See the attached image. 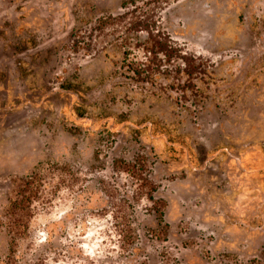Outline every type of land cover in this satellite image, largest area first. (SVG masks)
Here are the masks:
<instances>
[{
    "label": "rangeland",
    "instance_id": "1",
    "mask_svg": "<svg viewBox=\"0 0 264 264\" xmlns=\"http://www.w3.org/2000/svg\"><path fill=\"white\" fill-rule=\"evenodd\" d=\"M150 34L201 59L194 90L177 60L124 67ZM138 155L154 192L114 168ZM40 166L15 236L5 210ZM0 264H264V0H0Z\"/></svg>",
    "mask_w": 264,
    "mask_h": 264
},
{
    "label": "trees",
    "instance_id": "2",
    "mask_svg": "<svg viewBox=\"0 0 264 264\" xmlns=\"http://www.w3.org/2000/svg\"><path fill=\"white\" fill-rule=\"evenodd\" d=\"M129 4L128 1L123 2L124 6ZM142 50L146 56L144 60H138L137 58L130 59L128 56L130 52L125 51L124 67L132 73V77L138 81H148L153 77L156 72H160L164 63L170 64L172 61H180L178 66V72L181 75H185L184 90H194L196 87L195 79L202 71L203 63L201 59L197 58L193 54H188L184 50L174 46L168 39L161 37L160 35L150 34L142 44ZM64 88L70 89L69 86L63 85ZM84 109H79L81 114H84ZM123 120H129V115L121 113L118 115ZM155 130L164 133L171 143L180 142L184 145L185 141L181 136L172 135L170 129L162 124L158 119L150 120ZM77 129L71 128L70 131L74 132ZM138 132H140L138 130ZM98 157V153H96ZM147 159L144 155H138L134 161L128 162L125 159H116L114 161V168L119 172H125L133 180L135 187L144 188L150 186L152 192L155 191L154 183L149 179L146 174ZM42 166L37 167L28 176L18 179L15 183L13 195L9 200V205L5 210V217L9 219V226L12 229V233L23 234L24 230L29 226V220L24 221L26 213L30 212L34 204L39 201L45 192V176ZM149 200L152 202L154 209L159 214L160 224L165 232L169 228L168 224L164 220V203L163 201L156 200L153 193L150 194ZM113 225L116 234L125 247H131L137 238L136 231L132 226V220L128 208L122 205L118 207L116 211L112 213ZM25 222V223H24Z\"/></svg>",
    "mask_w": 264,
    "mask_h": 264
}]
</instances>
